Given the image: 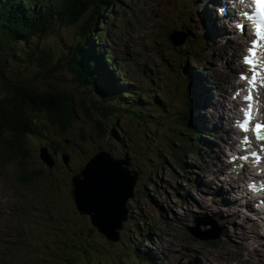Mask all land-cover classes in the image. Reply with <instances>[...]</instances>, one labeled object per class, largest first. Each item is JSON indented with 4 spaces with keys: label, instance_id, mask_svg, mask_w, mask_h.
Masks as SVG:
<instances>
[{
    "label": "rangeland",
    "instance_id": "374dc122",
    "mask_svg": "<svg viewBox=\"0 0 264 264\" xmlns=\"http://www.w3.org/2000/svg\"><path fill=\"white\" fill-rule=\"evenodd\" d=\"M26 1L40 8L46 0ZM202 6L207 11L208 0H129L124 12L119 13L118 23L106 15L111 28L105 40L99 30L96 32L115 58L113 67L108 65L105 70V74L114 76L111 83L103 82L105 75L100 70L93 84L82 85L73 80L66 64L57 70L46 69L45 65L55 67L58 57L67 62L65 54L78 43L75 26L59 25L46 35L34 36L27 44L12 43L0 53V70L6 77L29 87L52 85L81 103L73 109L75 120L65 132L40 116L31 121L23 136L19 130L0 134V264H264V251L253 241L254 237L264 238V222L257 221L253 214L246 218L235 212L239 191L231 192L237 194L235 198L211 195L218 193L216 189L223 191L238 184L234 181L237 170L233 171L223 156L227 152L231 158L230 149L239 142L235 136L232 143H227L231 132L224 133L231 127V120L226 118L228 110L234 115L228 103L232 90L227 86L237 84L232 79L236 76L234 69L224 78L228 82L222 85L223 91L215 89L213 81L219 87L220 80L214 78L221 76L231 55L227 48V60L221 57L227 40L224 31L214 34L221 42L206 39ZM173 29L184 31L190 42L172 45L168 35ZM235 36L232 34L231 39ZM40 48L50 57L38 53ZM235 60H240L238 54ZM103 61L108 64L106 58ZM49 72L55 76H49ZM186 74L188 80L192 77L189 82ZM195 78L202 87H209L202 98L195 91ZM112 85L114 95L109 102L114 106L106 104L98 91ZM118 91H124L127 99L118 96ZM137 94L141 110L132 112ZM186 94L198 104L192 110V119L201 129L202 133L195 135L202 149L199 159L185 154L182 169L176 164V141L186 132L178 124L176 110L186 105ZM215 96L221 97L220 102ZM219 107L223 120L212 125L209 119L216 118ZM13 135L21 151L6 146V141L9 146L10 141H16ZM239 145L235 159L228 162L244 163L246 171L249 157L245 160L239 155L251 152L243 143ZM98 149L110 157L130 159L122 166L131 175L134 171L137 174L133 196L126 202V216L130 218L114 242L91 226L88 216L75 209L72 198V176L80 173ZM40 150L55 159L53 167L42 162ZM259 152L264 149L258 145ZM246 196L251 206L264 200L258 190ZM210 219L221 225L220 238L203 241L189 234L188 226Z\"/></svg>",
    "mask_w": 264,
    "mask_h": 264
},
{
    "label": "trees",
    "instance_id": "16d2710c",
    "mask_svg": "<svg viewBox=\"0 0 264 264\" xmlns=\"http://www.w3.org/2000/svg\"><path fill=\"white\" fill-rule=\"evenodd\" d=\"M41 3L40 8H34L26 0H0V53L12 43L23 41L27 44L34 36L46 35L48 31L59 25L75 26L78 43L76 48L65 54L67 62L63 63V59L58 57L54 60L57 65L55 67L45 65L46 69L57 70L66 64L67 71L73 76V80L82 85L93 84L99 76L98 70L106 75L103 56L100 53L94 54L101 50L100 48L96 50V44L90 38V33L99 29L109 31L111 23L103 20L104 13L107 11L109 17H116L115 13L123 9L122 0H58L55 3L46 0ZM92 43L95 45L91 46ZM43 50L46 49L40 48L38 53L50 57L47 52H41ZM2 62L0 58V67L3 65ZM39 63L45 64L42 60H39ZM49 76L54 77L55 73L49 72ZM110 89L114 90L113 86L98 88V91L101 93L100 98L106 101V104L110 103L114 106V103L109 102L114 95ZM116 93L119 96L122 91ZM100 102L102 103L101 100ZM79 105L81 106V103L72 96L52 85L46 88L29 87L6 77L0 70V134L3 131L11 133L19 130L20 135L23 136L30 128L31 121L40 116L51 121L54 126L57 125L59 131L65 132L75 120L73 109H77ZM121 108L127 109L126 106ZM135 108H139V103H135ZM131 111L135 112L134 109ZM186 116L189 114L186 113L183 116V125H186ZM96 122L99 123V121ZM12 138L17 141L9 140L15 150L21 151L16 135ZM186 140L189 142L186 134H183L176 141L179 166L183 168V158L189 150L186 144L184 145Z\"/></svg>",
    "mask_w": 264,
    "mask_h": 264
},
{
    "label": "bare ground",
    "instance_id": "6f19581e",
    "mask_svg": "<svg viewBox=\"0 0 264 264\" xmlns=\"http://www.w3.org/2000/svg\"><path fill=\"white\" fill-rule=\"evenodd\" d=\"M202 12H203V15L205 17V14H206V7L202 6ZM208 11V10H207ZM211 12V11H209ZM212 13V12H211ZM202 16V15H201ZM227 17V16H226ZM217 17L216 16H213V15H208L207 14V19H203L201 21V23H203L204 21L206 22V25H205V28L207 29V31L209 33H206L207 31H205L204 35L206 37L207 40H209L211 43L213 42H217L220 40V37H216L214 34L215 33H218L220 34L222 31H225V33L227 34L226 36V41H224V43L226 44L225 45V49L222 51L221 53V57L225 58L226 59V49L228 48L229 51H231V56L230 58L228 59L227 61V67L223 69V71L221 72V76L220 77H217V78H214L215 81H218L220 80V85L219 87L217 86V83H215L213 81V84H215V89L218 93H221L223 91V88H222V85L225 84V82L227 83L228 81L224 80V78L227 77V73L230 72L232 73V71L235 69V73L236 76L234 78H232L233 80L236 81V84L237 85H232V82L228 85L232 90H235V91H239L241 93V96L242 98L248 94L249 92V85L247 83V81H244V80H241L240 79V74L243 73L244 75L246 76H250L251 75V68L247 65H245L243 63V55H246L247 52L246 51H243V39H241L243 36V34L241 33H238L240 31H242L241 28L239 29H236L234 30V27L232 25L229 24V19H226L224 20V18L222 20H220L221 22V26H218L217 23L214 21ZM224 20V21H223ZM219 22V23H220ZM229 24V25H228ZM216 27H215V26ZM218 26V28H217ZM215 28V30H214ZM244 32V31H243ZM191 33H192V29H191ZM232 34H240L241 36H235L234 39H231V35ZM209 35H212L211 39L210 37H208ZM215 37H214V36ZM229 36V38H228ZM224 38L221 36V39ZM222 40H220L221 42ZM250 42V40H248ZM229 43H231L232 45H229ZM249 47V46H248ZM239 49V51H238ZM239 55L240 57V60L237 61L235 60V56L236 55ZM91 57V56H90ZM256 59H257V64H256V69L260 68L261 69V64H264V57L261 56V52H260V49H258L257 51V56H256ZM227 60V59H226ZM225 62V61H224ZM96 63V62H95ZM237 63V65L235 66L234 64ZM91 67V66H90ZM218 67V66H217ZM264 73V71H263ZM109 75H105L103 76L102 80L104 83H108V82H114V76L111 74V73H108ZM216 74V73H215ZM188 76L189 74H186V80L189 82L190 79H192V77H189V80H188ZM210 78V77H209ZM105 79V80H104ZM213 79V78H211ZM261 79V78H260ZM197 84L194 85V88H195V91L198 93V96H201L202 98V94L204 93H207V90L209 87H202L201 83L198 81V78H195ZM224 80V81H223ZM262 80V79H261ZM107 81V82H106ZM218 83V84H219ZM202 87L203 90H200L199 88ZM114 88V86H113ZM115 89V88H114ZM194 91V90H193ZM194 91V92H195ZM215 93V92H214ZM140 94V93H139ZM251 94H252V97H253V100H252V121H253V125H249V131L248 132H243V139L245 136L248 137V142L247 143H244L243 142V147L244 148H247L250 150V152H256L258 153V144H259V147L261 149H264V143L263 141H258L257 143L255 142H252L251 141V138H252V131H251V127L254 126V124L256 123H259L258 122V112L261 111V106H260V98L258 97V92L256 91V88L255 86L251 89ZM142 95V94H141ZM215 98L217 99L216 102H220L221 100V97L220 96H215ZM225 99H227V97H225ZM230 101V100H229ZM196 105L195 101L192 102V106L194 107ZM211 107V106H210ZM183 109H187V110H190V107L187 106V105H184L183 106ZM233 111H237V106L232 104V108H231ZM246 109V107H245ZM218 114L216 115V118L214 117H210V121L212 123V125L214 124H217L219 122H221L223 119H222V116H221V108L219 107L218 110H217ZM264 112V111H263ZM262 112V114H263ZM224 113V112H223ZM261 114V116H262ZM214 116V115H213ZM196 118L198 119V117L196 116ZM225 123V121H224ZM261 124H264V118L262 117V120H261ZM195 130H201L197 125H195ZM229 130V132H233L234 134H238L237 130L233 129V127H226L225 128V134L226 132ZM221 131V130H220ZM229 139H227L229 142H230V137L228 136ZM174 142V141H173ZM234 147V146H233ZM217 149V148H216ZM247 152V151H246ZM114 155V154H113ZM241 155V154H240ZM263 158V157H262ZM180 161L177 160L176 161V164H178ZM180 164V163H179ZM225 171V170H224ZM218 172V171H217ZM81 173V172H80ZM79 173V174H80ZM233 177V176H232ZM235 180L237 178V181H238V184H237V187H234V186H227L226 187V190L223 189V194L225 195H232L233 198L236 197L237 194H231L232 191H239L240 192V195H239V200H235L234 202L237 203L236 205V208H235V212H240V214H244L246 215V218H249V216H247V213L248 211H251V213L249 214H253V216L256 218L257 221H262L261 220V215H264V213L261 211L262 207L260 204H258V206H249L247 204H245L243 201H242V197L244 196V198L248 199L247 196H246V192L245 190L240 186V183H245L246 180L248 179H254L255 182L259 185L261 191L264 193V159H262L259 163H257L252 157L250 159V163H249V167L248 169L245 171V175H241L240 173H237L236 176L234 177ZM233 181V180H232ZM228 182V181H226ZM127 186V184L121 179L120 177V180H119V187H117L118 189H125ZM256 187H252L251 189H249L247 191L248 195L250 194V191L255 189ZM113 195H116V193H112ZM228 200V199H227ZM229 201V200H228ZM257 203V202H256ZM229 206V205H228ZM248 210V211H247ZM253 241L255 242V244L259 247V250H263L264 251V238H257V237H254L253 238ZM260 262V261H259ZM205 264V263H204ZM257 264V263H255Z\"/></svg>",
    "mask_w": 264,
    "mask_h": 264
},
{
    "label": "water",
    "instance_id": "95a60500",
    "mask_svg": "<svg viewBox=\"0 0 264 264\" xmlns=\"http://www.w3.org/2000/svg\"><path fill=\"white\" fill-rule=\"evenodd\" d=\"M170 38L172 39L174 44H182L185 40V34H182L180 31H174ZM44 150H40L41 159L49 166H53V161L50 159L48 154H44ZM106 152L99 149L93 156H91L88 160L92 159L88 165L87 162L83 166L85 169H81L80 174H76L72 177V185H73V197L75 201V205L77 210L81 214H86L90 216V221L93 226H95L98 231L105 235L106 238L110 241H116L119 239V231L122 228V222L127 219L126 212V202L129 198L133 196L134 186L136 184V172L131 175L127 168L122 165L129 164V160L126 158L115 159L110 157ZM66 162V160H65ZM104 163L111 164L115 167V169L120 172L126 180L127 186L125 189H118L116 186L113 187V192L116 195L111 196V199L106 207L97 212V210L91 207V201L93 199L92 193L85 189L83 195L85 200L82 201V192H81V181L85 177L87 180L89 172L97 165H102ZM84 175V177H83ZM191 233L200 238V239H214L217 238L218 235L207 237L203 232L199 230V233L195 228H189Z\"/></svg>",
    "mask_w": 264,
    "mask_h": 264
},
{
    "label": "snow or ice",
    "instance_id": "6c2138e0",
    "mask_svg": "<svg viewBox=\"0 0 264 264\" xmlns=\"http://www.w3.org/2000/svg\"><path fill=\"white\" fill-rule=\"evenodd\" d=\"M255 3L261 16V22L258 23L255 28L254 34L256 39L250 42L251 46L247 49V54L243 57V63L251 68V75L246 76L243 73L240 74V79L247 81L249 85V92L243 97L244 101L247 103V108L242 110V119L238 123V128L241 132H248L250 122L252 121L253 97L251 89L255 86L257 77L260 75V72L256 70V56L257 50L264 48V44L261 43V41H264V0H255ZM261 71H264V64H261ZM251 131L257 140L264 141V134H262V132H264V124H254V126L251 127ZM243 142H248L247 136L244 137ZM250 155L257 163L264 159L256 152H251ZM240 158L244 159L245 157L241 156ZM91 160L92 159L88 160L86 165H88ZM83 169H85V167ZM119 180L120 174L113 165L104 163L95 166L89 172L87 180L84 177L81 181L82 201L85 200L83 195L85 189L89 190L93 195V199L90 202L91 207L95 208L97 212L100 211L109 203L113 187H119Z\"/></svg>",
    "mask_w": 264,
    "mask_h": 264
},
{
    "label": "clouds",
    "instance_id": "9594fccd",
    "mask_svg": "<svg viewBox=\"0 0 264 264\" xmlns=\"http://www.w3.org/2000/svg\"><path fill=\"white\" fill-rule=\"evenodd\" d=\"M227 3L235 12L236 19L233 23V27L239 29L240 27L238 26L243 24L249 35H251L253 31L255 32L256 25L261 22V16L255 0H227ZM223 13V8H217L218 15H223ZM254 39L256 38L251 39V41ZM261 43L264 44V41H261ZM244 48L247 52V49L249 48L247 47V41L244 42ZM260 50L264 51V48ZM244 56L245 55H243V57Z\"/></svg>",
    "mask_w": 264,
    "mask_h": 264
},
{
    "label": "flooded vegetation",
    "instance_id": "af4514ba",
    "mask_svg": "<svg viewBox=\"0 0 264 264\" xmlns=\"http://www.w3.org/2000/svg\"><path fill=\"white\" fill-rule=\"evenodd\" d=\"M59 154H60V152H58L56 155H57V158L59 157Z\"/></svg>",
    "mask_w": 264,
    "mask_h": 264
}]
</instances>
